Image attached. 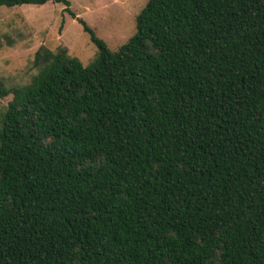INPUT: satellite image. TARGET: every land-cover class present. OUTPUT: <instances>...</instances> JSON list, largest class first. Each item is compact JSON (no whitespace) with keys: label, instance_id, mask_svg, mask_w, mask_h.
<instances>
[{"label":"trees","instance_id":"1","mask_svg":"<svg viewBox=\"0 0 264 264\" xmlns=\"http://www.w3.org/2000/svg\"><path fill=\"white\" fill-rule=\"evenodd\" d=\"M134 23L110 52L80 21L90 63L0 85V264H264V0Z\"/></svg>","mask_w":264,"mask_h":264},{"label":"rangeland","instance_id":"2","mask_svg":"<svg viewBox=\"0 0 264 264\" xmlns=\"http://www.w3.org/2000/svg\"><path fill=\"white\" fill-rule=\"evenodd\" d=\"M66 1L67 4L63 3ZM147 0H49L41 6L0 7V85L25 86L37 72L35 55L58 49L82 66L97 49L79 22L86 24L110 52L135 31L134 19ZM10 96L0 98V114Z\"/></svg>","mask_w":264,"mask_h":264}]
</instances>
